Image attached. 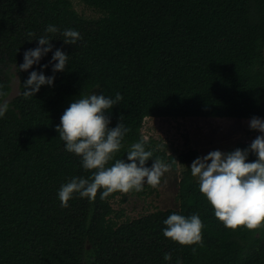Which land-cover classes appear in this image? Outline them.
<instances>
[{
    "label": "trees",
    "instance_id": "16d2710c",
    "mask_svg": "<svg viewBox=\"0 0 264 264\" xmlns=\"http://www.w3.org/2000/svg\"><path fill=\"white\" fill-rule=\"evenodd\" d=\"M81 1L103 17H82L71 0H0V102L9 104L0 118V264H166L165 253L170 264H264V223L225 227L188 170L177 185V209L122 219L111 203L124 202L123 192L102 200L101 190L94 200L75 195L61 207L60 186L94 170L65 151L56 131L69 103L91 92L123 97L106 113L109 128L121 122L129 129L114 160H126L147 118H264V0ZM48 24L75 29L83 39L64 45L59 32L49 34L53 51L69 55L68 65L52 87L25 98L23 83L38 66L17 67ZM164 25L181 34L162 31ZM44 72L51 75V65ZM14 77L18 93L9 100ZM145 147L171 166L191 165L199 156L193 150L166 158L150 141ZM255 159L250 152L248 161ZM146 189L129 194L143 199ZM172 213L198 214L203 242L179 245L164 237L163 221Z\"/></svg>",
    "mask_w": 264,
    "mask_h": 264
},
{
    "label": "clouds",
    "instance_id": "9594fccd",
    "mask_svg": "<svg viewBox=\"0 0 264 264\" xmlns=\"http://www.w3.org/2000/svg\"><path fill=\"white\" fill-rule=\"evenodd\" d=\"M58 32L63 37L61 41L64 45H75L83 39L79 31L72 28L60 31L53 24L45 27L44 34L35 39L37 46L26 50L23 62L18 67L16 65L18 72L38 66V70L29 72L23 83L22 95L25 98L33 97L42 86L52 87L55 74L63 72L68 65L69 55L60 48L53 51L50 43L55 39L49 34ZM50 52L52 55L48 64H41V60ZM49 65L52 74L45 75L44 69ZM3 95L0 91V96ZM122 99L119 92L114 98L103 92H91L71 101L61 115L56 131L59 139L64 142L65 151L80 157L84 169L94 170L88 178L73 177L60 186L57 196L61 207H68V201L75 195L94 200L98 190H101L100 199L103 200L114 192H141L145 184L155 188L160 184L164 173L169 171L168 163L160 158H153V152L146 150L143 137L129 146L126 160H114L124 146L129 129L121 122L109 128L110 120L106 113H110L109 109ZM8 109L7 102H0V118L5 116ZM240 121H249V128L260 133L248 148H237L227 153L210 151L195 158L189 169L191 175L198 178L199 191L214 209L215 217L225 227L236 229L244 226L255 229L264 223V118L252 117L250 120ZM250 152L256 156L251 162L248 161ZM149 159L152 160L150 167L146 166ZM113 160L109 166V162ZM163 223L166 226L162 229L163 236L179 245L203 242L204 225L198 214L185 217L172 213ZM172 259L171 253L163 256L166 264H170ZM175 264L182 262L177 259Z\"/></svg>",
    "mask_w": 264,
    "mask_h": 264
},
{
    "label": "rangeland",
    "instance_id": "374dc122",
    "mask_svg": "<svg viewBox=\"0 0 264 264\" xmlns=\"http://www.w3.org/2000/svg\"><path fill=\"white\" fill-rule=\"evenodd\" d=\"M73 10L86 19H98L103 17L102 13L87 7L81 0H71ZM173 31L176 35L181 34V30L177 27L164 25L162 31ZM17 78L14 77L11 84V91L8 99H12L18 93ZM237 121V122H236ZM257 135L258 131L249 128V121L240 120H170V119H153L147 118L143 120L141 129V138H145V142H151L155 149L165 153L167 157L177 158L179 154L189 151H197L199 157H202L210 151L220 150L227 152L230 148H234L238 143H251ZM170 165L168 172L161 177L160 184L153 188L148 187L146 191L150 194L140 196L136 193L125 195L124 202L120 198L112 201V208L118 212L123 211L125 217L129 220H135L156 211H166L168 209H177V185L182 175L187 170L190 171V165L186 166ZM198 181L197 177H194ZM122 219L118 220L121 222Z\"/></svg>",
    "mask_w": 264,
    "mask_h": 264
}]
</instances>
